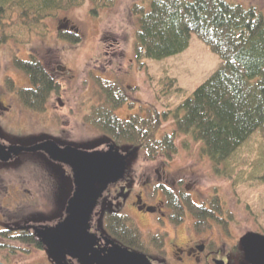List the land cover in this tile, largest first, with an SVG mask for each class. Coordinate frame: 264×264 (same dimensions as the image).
I'll return each mask as SVG.
<instances>
[{
    "label": "rangeland",
    "instance_id": "1",
    "mask_svg": "<svg viewBox=\"0 0 264 264\" xmlns=\"http://www.w3.org/2000/svg\"><path fill=\"white\" fill-rule=\"evenodd\" d=\"M150 1L117 0L112 6L99 10L95 8L97 14L92 12V3L86 1L82 6L39 21H35L34 14H28L26 24L21 26V32L24 34L27 31V36H16L19 18L11 12V18L2 23L13 28L0 23V89L10 95L16 113L0 115V142L28 146L48 137L54 139L58 134L55 126L57 118L61 122L60 117H48L50 113L43 115L24 108L17 95L16 89L31 87L32 82L24 70L15 66L14 60L16 57L29 60L30 49L35 48L43 54L48 46L56 51L60 57L58 60L70 68L71 72L63 79L65 89L61 95L65 105L59 111L64 128L69 130L66 139L87 149H101L113 143L86 117L99 99L96 75L118 81L117 84L127 90L130 100L117 109V114L128 118L133 113L145 114V106L153 107L159 113L167 111L168 105L174 106L191 94L222 65L220 56L196 35H192L189 47L177 55L162 60L138 59L135 56L138 26L132 8L135 3ZM226 1L245 6L257 5L264 14V0ZM65 18L78 28L77 33L82 37L80 42L59 36L56 26ZM71 73L74 77L70 79ZM7 77H11L14 84L11 90H8L10 80ZM170 79L176 80L175 85H165L167 90H163L166 91L163 94L160 92L163 81ZM54 100L57 102L56 98ZM171 130L173 121L169 117L163 120L160 134ZM248 143L239 149H242L238 157L242 181L236 183L218 173L212 161L201 155L199 142L183 134L177 137V153L169 159L161 156L150 160L142 151L116 147L124 153L133 151L128 161V178L133 175L142 183L148 180L150 173L153 176L149 177L150 180L157 182L160 175L170 180V184L173 180L177 181L175 190L190 193L197 201L211 197L212 193L213 196L218 194L224 201L225 212L233 214L237 230L243 232L259 228L264 231L263 155L257 153L258 138ZM47 160L41 153L22 154L13 162L0 163V227L52 225L65 216L68 198L73 193L72 177L69 169ZM104 210L102 204L93 216L94 226L102 230H105ZM117 210L134 218L130 208L125 211L120 206ZM3 241L15 246L0 248V260L6 264H54L44 247H27L9 238Z\"/></svg>",
    "mask_w": 264,
    "mask_h": 264
},
{
    "label": "trees",
    "instance_id": "2",
    "mask_svg": "<svg viewBox=\"0 0 264 264\" xmlns=\"http://www.w3.org/2000/svg\"><path fill=\"white\" fill-rule=\"evenodd\" d=\"M86 1L92 3V12L96 13L117 0H0V23L12 29L2 21L11 18L13 12L12 15L19 18L16 36H27V31L21 32V26L26 24L28 14H34L35 21H39L82 6ZM132 13L138 26L135 56L141 61L177 55L189 47L192 35H196L223 63L191 94L174 106L168 105L167 111L159 113L145 106V114L133 113L128 118L116 113L130 100L127 90L122 89L118 81L98 76L99 99L86 115L88 121L118 147L142 151L150 160L161 156L172 158L178 151L177 137L189 136L201 144V155L212 161L216 171L235 183L242 181L238 167L242 149H239L254 136L253 139H259L257 153H262L261 166L264 167V14L259 6L226 0H151L146 4L135 3ZM60 34L73 42L82 40L78 33ZM29 57V60L16 57L14 64L28 74L32 86L16 90L23 106L39 111L44 109L52 92H59L60 85L39 58ZM175 81H163L160 92L166 93L165 85L174 86ZM169 117L173 130L160 134L163 120ZM188 204L190 210L198 213L196 204L190 200ZM226 213L233 217L232 213ZM104 218L107 233L124 243L127 217L105 210ZM0 238V248H15L3 241L6 238L27 247H44L29 229L0 227ZM0 264L6 263L0 260Z\"/></svg>",
    "mask_w": 264,
    "mask_h": 264
},
{
    "label": "flooded vegetation",
    "instance_id": "3",
    "mask_svg": "<svg viewBox=\"0 0 264 264\" xmlns=\"http://www.w3.org/2000/svg\"><path fill=\"white\" fill-rule=\"evenodd\" d=\"M56 27H58L59 36H61L60 33L64 32H78V28L66 18L62 19ZM43 51L42 54L35 48L30 49V51L28 50L29 56H35L41 60L53 80L60 85V90L57 93L52 92L50 94L42 110L36 111L21 105L32 112H39L43 115L50 113L48 117L55 115L61 118V122L57 118L58 121L55 128L58 134L56 138L48 137L43 141L51 139L56 141L61 147L72 145L81 149H87L80 147V143L71 144L69 143L70 139H66L65 135L69 130L64 128L62 115L59 111L65 105L61 95L65 89L63 79L64 76L71 72L70 68L58 60L59 56L56 54V51H52L48 46ZM73 77L74 75L71 73L69 78L71 79ZM96 77L98 76L96 75ZM7 78L10 80L8 90H11L14 84L11 77ZM54 98L57 99V102H55ZM12 101L10 95L8 96V93L0 89V115L6 114V112L16 113L14 102ZM104 134L107 135L106 133ZM109 139L111 140L110 137ZM109 144L111 143L105 145L106 147L102 146L101 150L108 149ZM87 150L92 151L96 149ZM120 152L124 154V152ZM39 153L47 157V161L69 169L73 181L70 166L52 160L44 151L21 152L10 161H0V163L13 162L22 154L33 155ZM130 158L131 156L127 162ZM128 168L127 163L123 177L116 182L110 183L105 188L94 210L95 213L96 209L103 204L105 210L120 212L127 217L123 230L124 243L118 242L113 236L107 233L106 229L102 230L94 226L92 219L91 232L95 233L99 238L96 249H102L104 247L110 248L111 244H107L106 240V237H108L130 250L146 255L152 264H252L246 259L241 238L248 232H256L264 235V231L259 228H250L243 232L237 230L238 226L236 227L235 218L234 216L230 218L229 214L225 212L224 201L221 196L218 194L213 196L214 194L212 193L211 197H209L210 199L207 198L197 201L190 193L184 194L182 191L175 190L178 183L175 180L170 184V180L167 178L163 179L159 175L157 182H154L150 180L149 177L153 176L149 173L148 180L140 183L133 175L130 178L127 177L129 173ZM132 169L134 171L136 170L135 168ZM156 171L159 172L158 170ZM74 187L73 183V191ZM188 199L196 204L197 208L195 209L198 213L190 210ZM120 206L125 211L127 208H130L133 211V217L135 219L125 214L124 211L117 210ZM204 209L211 212L205 213L203 211ZM105 210L102 214L103 220L105 219ZM70 262L75 263L74 261Z\"/></svg>",
    "mask_w": 264,
    "mask_h": 264
},
{
    "label": "water",
    "instance_id": "4",
    "mask_svg": "<svg viewBox=\"0 0 264 264\" xmlns=\"http://www.w3.org/2000/svg\"><path fill=\"white\" fill-rule=\"evenodd\" d=\"M44 151L52 160L72 169L74 191L68 198L66 215L52 225L28 224L16 229H32L54 264H152L148 257L106 237L110 248L96 249L98 236L91 232V221L105 188L125 174L133 152L123 154L109 144L108 149L87 150L72 145L61 147L54 140L32 146L0 143V161L8 162L21 152ZM246 259L264 264V235L248 232L241 238Z\"/></svg>",
    "mask_w": 264,
    "mask_h": 264
}]
</instances>
